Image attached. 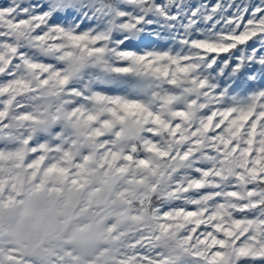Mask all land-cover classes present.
Listing matches in <instances>:
<instances>
[{
  "label": "snow or ice",
  "instance_id": "obj_1",
  "mask_svg": "<svg viewBox=\"0 0 264 264\" xmlns=\"http://www.w3.org/2000/svg\"><path fill=\"white\" fill-rule=\"evenodd\" d=\"M7 161L105 185L114 264H264V0H0Z\"/></svg>",
  "mask_w": 264,
  "mask_h": 264
},
{
  "label": "rangeland",
  "instance_id": "obj_2",
  "mask_svg": "<svg viewBox=\"0 0 264 264\" xmlns=\"http://www.w3.org/2000/svg\"><path fill=\"white\" fill-rule=\"evenodd\" d=\"M17 163L5 162L0 172V249L14 248L18 264H114L116 237L131 229L132 221L118 214L111 191L96 182L73 184L75 176L38 190L39 178L32 180ZM7 255L12 253L0 251V259Z\"/></svg>",
  "mask_w": 264,
  "mask_h": 264
}]
</instances>
